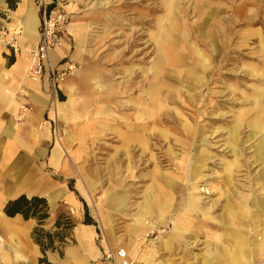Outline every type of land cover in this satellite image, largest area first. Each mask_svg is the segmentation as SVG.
Segmentation results:
<instances>
[{"label":"rangeland","instance_id":"rangeland-1","mask_svg":"<svg viewBox=\"0 0 264 264\" xmlns=\"http://www.w3.org/2000/svg\"><path fill=\"white\" fill-rule=\"evenodd\" d=\"M63 6L66 32L71 23L84 28L83 50L70 33L68 64L50 75L51 102L36 122L30 116L38 108L28 101L0 118L2 213L9 200L25 194L46 198L50 215L39 224L18 214L31 248L38 247L34 260L16 259L8 251L15 238L0 227V264H72L68 251L78 247L76 228L84 223H90L99 250L89 264H114L116 240L137 237L130 232L138 221L146 229L139 237L142 253L154 250L153 264H203L206 258L216 260V252L221 254L216 264H264V246L253 243H264V163L255 154L260 133L254 136L252 128L264 114V99L256 102L264 89V0H64ZM10 10L0 0V30L9 34ZM14 37L18 50L4 44L7 63L25 53L19 32ZM6 88L13 99L32 95L28 88ZM70 96L76 116L60 117L56 103ZM237 122L240 166L229 173L228 163L236 160L229 128ZM46 125L49 137L33 138L27 172L35 173L36 181L73 191L78 205L63 196L51 204L52 190L2 200L8 176L1 159L19 155L11 135L38 137ZM56 147L63 160L58 166L50 161ZM192 182L206 212L185 213ZM158 186L171 195L170 207L148 209L143 201ZM114 195L124 198L123 207L111 204ZM227 201L244 217L228 211ZM99 209L109 215L106 226ZM36 228L54 235L45 254L33 237ZM235 232L245 241L242 254L236 244L241 237L230 235Z\"/></svg>","mask_w":264,"mask_h":264},{"label":"bare ground","instance_id":"bare-ground-1","mask_svg":"<svg viewBox=\"0 0 264 264\" xmlns=\"http://www.w3.org/2000/svg\"><path fill=\"white\" fill-rule=\"evenodd\" d=\"M21 5H22L21 8L24 10V16H25L24 23L20 24L18 20L16 19H13V22H9L8 26L11 31L9 37H14L18 34V31L20 30L19 26H22L24 28L23 30L24 38L21 41V46L23 47L24 52H25L23 54L24 56L23 58L25 59L24 61L27 62L26 70H28L29 55L27 52H28V49L34 47V45L39 40L40 36H38V33H37V27L39 25V21L35 13L36 7L33 3V0H23V3ZM170 5L172 6V2H170ZM68 27H69V31L76 38V42L78 44L79 50L82 51L83 45H84V39L81 34V32L84 29L83 26L80 23H71L69 24ZM0 48L5 49L4 43H1ZM58 49H61V48H58ZM169 52H171L170 49H168V51H166L165 53V58L167 59L170 58ZM51 55H52L51 57L52 63L56 64L57 60L60 59L59 56L57 54L55 55L51 54ZM152 69L156 70V67L155 68L152 67ZM9 74H10V71L8 69H4L1 79L2 80L8 79ZM27 80L32 85H39L38 81H33L30 78H27ZM98 86H101V85L98 84ZM1 91L3 93H1ZM151 94L156 95L157 89L153 88L151 91ZM0 97L11 99L9 90L7 88L0 90ZM261 99H264V89H261L259 91V97H257L256 102L258 103V101H260ZM56 105H57L58 111L61 112L60 117H65L66 115L72 116V117L76 116L75 111L77 109H74V98L72 96H70V98L68 99V102L56 103ZM102 113H103V109L98 111V114H102ZM239 125H240V122H237L235 126L229 128L230 129L229 130V143L232 149L234 150L235 152L234 156L236 157V160L229 162L227 165L226 169L229 173L232 172L234 167L240 166L238 156H236L237 133H238ZM253 126L254 127L252 128H253L254 136L255 135L257 136L260 133V138L256 144L257 146H256L255 154L259 156L260 159L264 163V114L263 116L256 119ZM14 127H12V129H14ZM45 127H46V130L49 128L48 125H46ZM198 157L200 159H203L204 155L200 153ZM61 158H62L61 150L59 147H56V149L54 150L51 156V160H50L51 164L54 166H58L63 161ZM28 159L29 157L25 155H18L12 160L7 159L6 156H4V159L3 158L1 159L2 160L1 167L5 169L6 175L8 176V179H6L7 178L6 177L3 180L4 181L3 186L5 187H4V194L2 196V200L15 197L21 193L30 194V193H34L36 190L37 191L41 190L42 192L43 190H46L47 192L48 190H52L50 191L49 198H48L51 204H55L56 201L61 196L66 197L68 200L76 204L72 194L68 190H66L65 187H63L62 189L56 188L54 186H51L49 183L45 182L42 178L39 181H36L35 173L31 171L29 173L27 172L28 169H26L27 168L26 166H27ZM30 170H32V168ZM261 174L263 175V178H264V169ZM38 175H41V173H38ZM175 184H176L175 178L174 179L171 178L169 185L170 186L173 185L174 187ZM32 186L34 187V189L32 188ZM204 190H206V188H204ZM111 198H112L111 204L113 206H117V207L124 206L125 201L121 195H114ZM171 198L172 197L166 188H162L161 186L160 187L158 186L157 193L154 195H149V197L143 201V205L148 209L150 208V209H155V210L156 209L165 210L168 207H170ZM187 199L188 200L185 206V213H191V212H197V211L206 212L203 209L202 196L198 190L197 182H192L191 185L189 186V194H188ZM256 206L258 207V209H260L263 206V202L256 203ZM226 208L236 217L237 216L238 218H241V216L244 217L243 215H241V210H238L235 207H233L229 201H227L226 203ZM263 209H264V206H263ZM74 212H77V211L74 210ZM99 213H100V219L104 222V225L105 223L107 225L109 215L104 214L102 212V209L101 210L99 209ZM138 222H139V226L134 227L132 231L130 232L131 236L134 234L137 237H135L134 239L127 238V241H124L122 237H120L118 240H116L115 247L118 246L119 249H121L122 247L125 248L130 264H153L152 254L154 250H149L147 253L146 251H144V253H142L141 241L139 240V237L144 236L146 229L143 224L144 222L143 223H141V221H138ZM0 227L5 232L10 233V235L15 238V240L13 239L10 242V245H9L10 247L8 251L12 253L16 259H22L26 261L35 259V257L38 255V247L37 245L34 244V247L32 245V248H31V244H29V241H28V227L26 224L22 223L20 217L11 219V217H7L6 215H4L0 209ZM76 232H77V239H78L79 244L76 249L73 248L68 251L69 262L72 264H89V257L92 258V257H95L97 254H99L98 253L99 251L94 242V232H92V230H90L89 227L84 224H81L80 226H78L76 228ZM230 235L232 237H241L239 239V242H236V241L235 242L239 247L240 254H242L241 253L243 252L242 248L245 245V241L242 239V235H239V233L237 232L232 233ZM16 240L17 242H15ZM254 242H255V247L258 245L264 246V243L262 241H258L259 243L257 245H256L257 241H253V243ZM22 247L23 249L28 250L27 255L23 253L24 251ZM80 248H81V252L79 250ZM232 253L233 252L231 251V258L235 260L234 254ZM5 256H6L5 258L3 257L4 260L5 261L9 260L8 256L7 255ZM111 256H113L114 264H119L120 259L118 258V255L115 251L112 252ZM215 258L216 260L206 258L203 264H216V261H219L221 259L220 252H216ZM238 259L242 261L241 257H239Z\"/></svg>","mask_w":264,"mask_h":264},{"label":"crops","instance_id":"crops-1","mask_svg":"<svg viewBox=\"0 0 264 264\" xmlns=\"http://www.w3.org/2000/svg\"><path fill=\"white\" fill-rule=\"evenodd\" d=\"M22 3H23V0H18L16 3V7L14 9L10 10L12 13L11 16H9V15L7 16V18H9L10 20L12 17V20L10 22H13V19H16V20H18V22L20 24L24 23L25 16H24V10L21 8ZM33 3L36 7L35 13H36L37 19L39 21V25L37 27V33H38V36H40V21H41L40 12H39L36 4H35V0H33ZM19 27H20L19 28L20 30L18 32H19L20 37L23 40L24 28L22 26H19ZM70 33L71 32L69 31V28H68V32H66V44L62 49L52 50V52L50 51L49 59L46 63L45 70H44L43 76L41 78V81L39 82V85H32L26 79L25 73L27 71L26 70L27 62L24 61L25 59L23 58L24 57L23 54L21 56L12 57L11 62L7 63L6 58H9V55L7 54L8 52H6V51L9 49L5 48V49L0 50V52H3L5 55V58L2 57V59H0L1 60V66H2L1 70H0V74L2 76L4 69H8L10 71V74L8 75V79L2 80L1 76H0V90L4 89L6 87L10 88L11 91H17L19 88H23V89L28 88L32 92V93H30L32 95H30L29 97L20 96V97H18V99L17 98L13 99L12 96H11V99L0 97V118L2 117L1 120L6 115L10 116V114H13V112L15 111V108L16 109L18 108V104H20V101H22V102L28 101V102L32 103L33 105L37 106L38 109L34 114H32L30 116L31 117L30 120L32 123L36 122V120H38L41 109L45 108L51 102L50 75L55 71H59V70L64 69L65 65L68 64V63H66V59L68 58V56L70 54V50H71L70 49L71 45L69 44ZM51 54H54V55L57 54L59 56L60 59L57 60L56 64L52 63V60H51L52 55ZM5 62H6V65H5ZM70 81H71V79L67 80V85L69 84ZM1 93H3V92L1 91ZM48 129L47 130L45 129V131L37 130L38 131V137H37V134H34V136H33V134H31L30 136L25 135L22 131L17 132L13 136L11 135L12 138H15V140L17 142H15V141L14 142L19 147L18 150L16 151V153L19 155H25V156L29 157V159H30V157L32 155L31 154L32 151L30 150V147L33 145V138L37 139V141L40 137H42V139L48 138L49 137L48 136ZM11 132L13 133V131H11ZM39 141H40V139H39ZM29 159L27 161V166H26L27 168H28ZM31 168L34 169V166H32ZM32 188L34 189L33 186H32ZM69 192L72 194V196L75 200V203H76L75 205H78V201L76 200L73 191H69ZM36 193H42L43 194V192L41 190L40 191L36 190L34 193H30V194L26 193V194L32 195V194H36ZM48 197H49V195H48ZM70 202H72V201H70ZM16 217H19V216L17 215ZM84 225L88 226L89 229L92 230V228L90 227V223H84ZM92 232H94V231L92 230ZM98 255L99 254H97L95 257H97ZM95 257H92V258H95ZM90 259L91 258L89 257V260Z\"/></svg>","mask_w":264,"mask_h":264},{"label":"built area","instance_id":"built-area-1","mask_svg":"<svg viewBox=\"0 0 264 264\" xmlns=\"http://www.w3.org/2000/svg\"><path fill=\"white\" fill-rule=\"evenodd\" d=\"M64 0H35V4L40 12V37L34 47L28 49V70L27 76L33 81L41 80L46 63L49 59L50 51L62 48L66 41L67 15L63 6ZM6 28L0 30V43L14 47L18 50L15 37H9ZM73 65L68 66V70L73 69ZM56 77L62 78L66 74L65 70L58 72ZM119 264H130L125 248L117 251Z\"/></svg>","mask_w":264,"mask_h":264},{"label":"trees","instance_id":"trees-1","mask_svg":"<svg viewBox=\"0 0 264 264\" xmlns=\"http://www.w3.org/2000/svg\"><path fill=\"white\" fill-rule=\"evenodd\" d=\"M5 1L8 3L9 8L14 9L18 0ZM4 212L7 217H15L19 214L26 220L35 219L39 224H42L50 215L49 204L46 198L38 195L28 197L25 194L9 200L5 205ZM60 225L61 221L58 219L56 227H59ZM33 237L37 244L40 245L43 254H45L47 250L53 248L54 235L50 232L43 233V230L36 228L33 232Z\"/></svg>","mask_w":264,"mask_h":264}]
</instances>
